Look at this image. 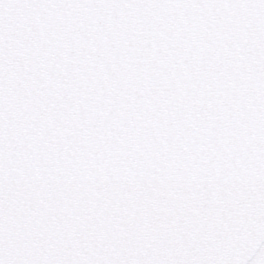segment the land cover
Masks as SVG:
<instances>
[{
	"label": "snow or ice",
	"instance_id": "6c2138e0",
	"mask_svg": "<svg viewBox=\"0 0 264 264\" xmlns=\"http://www.w3.org/2000/svg\"><path fill=\"white\" fill-rule=\"evenodd\" d=\"M0 264H264V0H0Z\"/></svg>",
	"mask_w": 264,
	"mask_h": 264
}]
</instances>
